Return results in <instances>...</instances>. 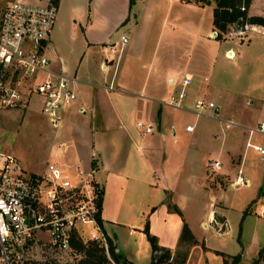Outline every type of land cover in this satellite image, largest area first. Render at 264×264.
I'll return each instance as SVG.
<instances>
[{"label": "crops", "instance_id": "0c3cea01", "mask_svg": "<svg viewBox=\"0 0 264 264\" xmlns=\"http://www.w3.org/2000/svg\"><path fill=\"white\" fill-rule=\"evenodd\" d=\"M100 1L90 0L95 19L89 20L87 17L83 24L77 22L82 36L75 50L66 53L59 46V23L56 25L54 22L49 35L45 52L50 59V67L74 76L72 87L76 93L75 100L61 110L54 126L57 130L55 139L49 144V161L70 171L78 167L92 174L101 188L100 227L112 240L115 250L128 260L135 264H146L151 258L149 242L142 232L145 220L157 244L171 252L176 248L184 220L197 240L188 247L184 262L223 264L221 255L216 251L234 254V249L227 250L205 242L204 237L195 234L189 219L194 218L195 210L199 217L196 218L198 224L206 227L203 221H210L214 228L210 236L224 240V235L230 233L229 211L240 215V219L245 213L254 214L257 216L256 225L264 217V192L260 191L263 184L258 187L256 195L251 193L248 199L237 203V199L226 196L225 191L231 189L229 185L222 188L218 184V188H211L206 183L204 165L212 151L213 157L220 159L221 173H229L230 181L240 169L247 182L245 186L252 182L259 185L257 179L260 180V177L255 175L253 169L245 167L250 148L259 158L262 156L247 145L249 142L264 148L260 138L248 134V128L256 124L252 125L245 118L239 117V122L232 118L244 113L242 108L247 103L252 104L255 114L252 117L260 118L256 122H262L264 129V119H261L264 118V97L257 94L260 100L254 104V99L246 95L254 89L264 90V27L255 24H246L242 29L231 27L220 38L226 44L223 56L232 59L222 71L231 78L229 87L222 85L223 91H239L245 96L237 107L232 103L224 106L222 121L231 119L234 125L246 132V136L243 144L232 145L230 149L224 144L213 149L208 144L207 148L195 154L198 159L195 170L188 165L193 156V152H190L192 145L188 141L194 139L197 133L190 137L193 127L186 130V124L178 127L177 121L182 118L180 114L192 113V106L188 109L189 102L196 98L205 99L204 96L214 88L207 83L214 66L211 46L209 42L206 45L201 43L199 31L206 17L209 25L206 33L211 34V3L205 10L204 4L192 1L133 0L129 4L127 0H120L119 3V0H115V8L110 11L109 4H104L105 0ZM58 3L59 0L56 9ZM256 4L255 0H251L248 12L262 15L256 9ZM103 10L109 19L102 17ZM121 26L123 28L118 35L110 38V32L117 31ZM246 30L259 33L248 38L235 34ZM122 34L127 41L120 46L117 57L105 45L114 42L119 49V36ZM229 51L233 53L232 56ZM226 52L230 57L225 55ZM110 56L117 59L106 62L104 57ZM183 74H189V83H193L192 90L185 92L184 104L180 108L165 104L167 97L181 87ZM31 101L38 108L39 102L35 96L26 107ZM213 103L219 112L221 105ZM78 106H82L84 111L79 112ZM138 120L151 122L156 127L150 132H143L135 126ZM177 127L183 130L185 136L172 139L170 134L176 136ZM232 156L236 157L234 162ZM255 200L256 204L246 210ZM168 204L176 205L181 215L168 208ZM234 209L237 210L233 212ZM260 211H263L262 214H259ZM214 213L219 216L218 221H224V230H217L211 222L216 218ZM201 215L204 216L202 219ZM252 237L258 241L257 236ZM253 248L256 254L260 248L264 253L262 246Z\"/></svg>", "mask_w": 264, "mask_h": 264}, {"label": "built area", "instance_id": "2783aa9c", "mask_svg": "<svg viewBox=\"0 0 264 264\" xmlns=\"http://www.w3.org/2000/svg\"><path fill=\"white\" fill-rule=\"evenodd\" d=\"M55 14L56 7L50 2L0 0V109L25 108L35 96L39 111L53 127L57 125L61 110L76 98L72 87L74 76L51 68L45 52ZM215 34L212 30L210 35ZM126 41L127 37L122 34L119 49L114 42L107 43L105 48L118 57L120 46ZM225 55L230 57L227 52ZM117 57L104 59L112 62ZM190 80L189 74H183L181 87L164 103L180 108L184 86ZM77 109L84 111L82 106ZM192 112L217 115L218 107L211 100L196 98ZM225 122L232 123L229 119ZM135 126L143 132L156 127L142 120L136 121ZM185 129L190 130L191 125H185ZM253 132L264 133L263 123L248 128V134ZM247 145L264 155L262 145L249 142ZM206 166L216 171L221 164L218 159H211ZM245 183L238 169L229 186ZM100 198L101 188L90 172L78 167L70 171L54 161L46 162L40 172H26L15 155L0 149V264H21L12 251L22 250L38 240L52 250L70 251V240L73 237L82 239L83 234L87 240L106 247V235L97 220ZM86 226L89 229L86 230ZM42 232L46 233L45 239L38 235Z\"/></svg>", "mask_w": 264, "mask_h": 264}, {"label": "rangeland", "instance_id": "374dc122", "mask_svg": "<svg viewBox=\"0 0 264 264\" xmlns=\"http://www.w3.org/2000/svg\"><path fill=\"white\" fill-rule=\"evenodd\" d=\"M27 1L32 3H43V1L45 0ZM192 1L198 4H204L205 10H207L210 3H212V0ZM255 1L257 3L256 9L258 11H261L262 15L264 16V0ZM100 2L101 1L99 0V3ZM119 2L120 0L118 1V3ZM105 3H108L111 7L110 11H113V9L115 8V0H105L104 4ZM127 3H129L128 0ZM95 15V11H92L90 0H59L54 22L56 25L59 23L58 38L61 42L59 46L63 51L67 53L69 51L75 50L78 47L82 34L79 26H77V22L80 21V23L83 24V22L87 20V17L89 20L91 18L95 19ZM101 15L105 19H109L107 17L108 14L107 12H105V10L102 11ZM131 17L132 15H130L129 18ZM73 22L76 23L75 26L72 25ZM122 26L119 27L117 31L110 32V38H115L121 28H126L125 25L123 27ZM231 27H233V29H236L234 26ZM208 29V21L207 18L204 17L203 23L199 27L200 40L201 43L205 45L206 42H209L211 46L210 50L212 54V61L214 64V66L212 67L210 79L207 81V83L209 85H213L214 88L211 89L210 93L206 94L204 97L205 99L206 97L210 98L213 102L220 104L221 108L219 109L218 115H211L210 113L195 115L193 112L191 113L190 111H188L180 114L182 118L177 121L178 127L185 124L191 125L193 127V131H190V137L194 133H197L194 139L188 141L189 144L192 145L190 148V152H193V156L191 157V164L188 161V165H190V167H193L195 170L198 165V159L196 158L195 154L199 153L203 148H207L208 144H210V147H212L213 149H216L219 145L223 144L225 146H228V149H230L231 147L233 148L232 145L240 146L241 144H243L244 137L246 136V132H243V129L241 127L236 126L233 123H231L232 125L230 126H225L224 124L227 125L225 121L228 119H224V122L222 121V117H224L222 109L224 108V106L228 107L229 104L232 103V105L236 104L237 107L238 105H241V103L245 100V96L242 95L239 91L231 93L223 91L224 87H222V85L225 87H229L231 83H228V81L230 80L231 82V78L228 75L226 76L222 71L225 67H228L230 65L232 59H228L223 56V51L226 44L223 43V40L215 38L214 36H211L209 34L207 35L206 31H208ZM236 31L237 30H234V32ZM258 33L259 32H255L254 30H246L245 32L239 31L235 34L248 38ZM195 53L198 52L196 51ZM192 84L193 83H189L184 87L186 93H189L192 90ZM232 86L234 85L232 84ZM257 94L262 95L263 98L264 90L254 89L252 93H248L246 95L249 97V99H254V104H256L259 99L257 97ZM192 103L193 101L189 102L190 105L188 109L191 108ZM181 104L183 105L184 101ZM242 109L244 113H241L240 116L236 115L237 117H233L232 119L239 122L240 118H245L251 121L252 125L256 124L255 126H257L256 121H258L260 118L257 119L256 117H252L255 115L252 104L247 103ZM261 119L264 118L261 117ZM56 130L57 128L53 127L49 123L47 118L43 114H41L34 101H31L28 107L21 110L9 109V111H7V109H0V149L8 151L15 155L19 160L21 167L26 172L38 171L39 169L42 170L45 162L49 161L51 154L49 144L53 139H55L54 133ZM252 134L253 136L260 138V141L264 144V133L253 132ZM170 136L172 137V139H176L179 138V136L184 137L185 133L183 132V130H179L178 128L176 131V136L172 134H170ZM213 154L214 153L210 151V157H208L204 162L206 173L205 181L207 184H209V186H211V188H218V184L220 187L225 188L227 185H229L230 182L229 173L222 174V166H220V168L218 169L220 173L217 172V170L216 172L210 171L206 166L209 160L218 159L217 157H213ZM231 158L232 162H234V160L236 159L235 156H232ZM245 167L253 169V171H255V175L257 177H260V180L259 178L257 179V181H259V185L257 186L255 184L256 182H252L247 186L238 185L236 186V188L230 186L231 189H227L225 191L226 196L232 200L237 199V203H239L241 200H245L246 198L248 199L251 193H253V195H256L257 189L261 184L263 185H261L260 191L262 190L264 192V155L259 158V156L254 154L252 152V149L250 148L248 156L245 160ZM256 201L257 200H255L253 203H250L247 206L246 210H250L252 206L256 204ZM216 205L217 203L215 204V207ZM236 210L237 209H234L233 212H235ZM262 212L263 211H260L259 214H262ZM193 216L194 218L189 219V224L194 229L195 234L198 235V237H204L205 242L209 243L210 245L223 247L227 250L234 249V254L241 251L239 264H249L251 258L256 254V250H254L253 246L255 248L261 246L264 247V217L261 219V221L258 222V225H256L255 221L257 219V216H255L254 214L245 213L243 215V218L240 219V215L233 214L231 211H229L228 220L230 225V233L224 235L225 238L223 240L216 239L215 237L210 236L212 229H214L213 226L209 224L210 221H203L204 225L207 226L203 227L201 225V227L196 219L199 217H197V213L195 212V210L193 211ZM215 216L216 218L212 219L211 221L214 224V227H216L217 230H224V221H218L219 216H217V214ZM203 217V215L200 216L201 219ZM220 222L222 223L219 224ZM253 227L255 229H253ZM87 229H89L88 226H86V230ZM38 235L41 236L42 239L46 238L45 232H42ZM252 235H254L255 237L257 236L258 241L254 240ZM235 236L237 237L236 239ZM82 239H86L83 234ZM71 248L72 250L70 251L58 252L50 249L46 244H43L42 241L38 240L30 242L26 247H23L22 250H13L12 255L21 264H30L34 260L44 259L54 260L58 263L65 261L74 262L79 258L80 254L76 252L73 247ZM259 250L263 252L262 248H260ZM171 257L166 259L161 264H186L184 260L180 263L179 259L175 258L174 260L171 259ZM228 260L229 258H227V263L225 264H230ZM187 264L191 263L188 262ZM255 264H264V261L259 259Z\"/></svg>", "mask_w": 264, "mask_h": 264}, {"label": "trees", "instance_id": "16d2710c", "mask_svg": "<svg viewBox=\"0 0 264 264\" xmlns=\"http://www.w3.org/2000/svg\"><path fill=\"white\" fill-rule=\"evenodd\" d=\"M58 0H49L50 3L56 5ZM129 4L133 0H128ZM251 0H212L211 3V25L212 30H215V38H223L224 34L228 32L231 26L236 29H242L246 24H255L264 27V16L261 14H250L248 6ZM168 208L174 210L181 215L180 210L174 204H168ZM99 225L101 226V219L99 214L97 216ZM147 241L151 248V258L146 264H161L169 257L171 259L177 258L180 263L185 259L187 249L190 245L195 244L197 240L190 231L186 222L183 220L178 235L177 245L174 251L157 244L156 237L148 231V223L145 220L142 227ZM70 245L80 254L79 258L74 262H56L54 260H34L30 264H135L131 260L125 258L120 252L115 250L112 240L106 236V247L96 244L90 240H82L79 237H73L70 240ZM222 257L223 264L227 263L229 258L230 264H239L240 252L235 254H227L221 251H216ZM157 253V256H154ZM264 261V253L258 250L257 256L253 258L249 264H255L257 260Z\"/></svg>", "mask_w": 264, "mask_h": 264}, {"label": "water", "instance_id": "95a60500", "mask_svg": "<svg viewBox=\"0 0 264 264\" xmlns=\"http://www.w3.org/2000/svg\"><path fill=\"white\" fill-rule=\"evenodd\" d=\"M154 256L156 257L157 256V253H154Z\"/></svg>", "mask_w": 264, "mask_h": 264}, {"label": "bare ground", "instance_id": "6f19581e", "mask_svg": "<svg viewBox=\"0 0 264 264\" xmlns=\"http://www.w3.org/2000/svg\"><path fill=\"white\" fill-rule=\"evenodd\" d=\"M246 184H247V182L244 185H246Z\"/></svg>", "mask_w": 264, "mask_h": 264}]
</instances>
